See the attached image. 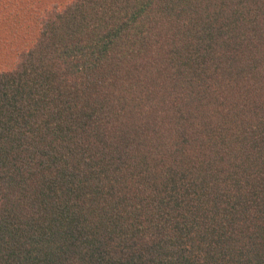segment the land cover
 <instances>
[{"label": "trees", "instance_id": "trees-1", "mask_svg": "<svg viewBox=\"0 0 264 264\" xmlns=\"http://www.w3.org/2000/svg\"><path fill=\"white\" fill-rule=\"evenodd\" d=\"M0 264H264V0H0Z\"/></svg>", "mask_w": 264, "mask_h": 264}, {"label": "rangeland", "instance_id": "rangeland-1", "mask_svg": "<svg viewBox=\"0 0 264 264\" xmlns=\"http://www.w3.org/2000/svg\"><path fill=\"white\" fill-rule=\"evenodd\" d=\"M14 44V43H13ZM2 62H4L5 60L4 59H1Z\"/></svg>", "mask_w": 264, "mask_h": 264}]
</instances>
